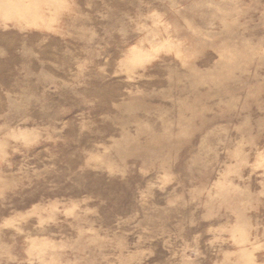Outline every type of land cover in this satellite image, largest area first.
<instances>
[{
	"label": "rangeland",
	"instance_id": "obj_1",
	"mask_svg": "<svg viewBox=\"0 0 264 264\" xmlns=\"http://www.w3.org/2000/svg\"><path fill=\"white\" fill-rule=\"evenodd\" d=\"M0 264H264V0H0Z\"/></svg>",
	"mask_w": 264,
	"mask_h": 264
}]
</instances>
